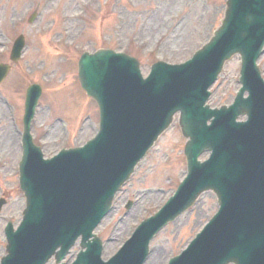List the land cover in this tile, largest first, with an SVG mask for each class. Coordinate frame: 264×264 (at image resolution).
Masks as SVG:
<instances>
[{
  "label": "water",
  "instance_id": "95a60500",
  "mask_svg": "<svg viewBox=\"0 0 264 264\" xmlns=\"http://www.w3.org/2000/svg\"><path fill=\"white\" fill-rule=\"evenodd\" d=\"M263 45L264 0H229L222 29L185 66L156 65L144 81L137 63L128 57L100 52L84 58L83 86L101 106L103 133L86 149L51 165L40 159L23 163L28 210L19 232L9 235L4 264H45L58 247L60 262L80 236L88 251L76 264H103L98 241L94 240L96 248L89 241L92 231L177 112L191 139L189 177L154 223L144 228L146 233L136 235L109 264H143L149 240L209 189L218 194L220 213L190 250L171 264H255L258 253L264 261V87L255 70ZM235 53L244 59L245 88L230 110L210 111L205 108L208 89ZM117 89L122 91L119 95L107 96ZM246 90L251 97L245 101ZM245 114L249 123L236 124ZM205 150L213 154L200 165L197 158ZM117 158L120 167H115ZM86 174L97 183L88 184Z\"/></svg>",
  "mask_w": 264,
  "mask_h": 264
},
{
  "label": "rangeland",
  "instance_id": "374dc122",
  "mask_svg": "<svg viewBox=\"0 0 264 264\" xmlns=\"http://www.w3.org/2000/svg\"><path fill=\"white\" fill-rule=\"evenodd\" d=\"M226 0H0V58L24 34L22 61L0 87V198L8 203L0 216V259L5 253L4 228L18 225L25 207L19 189L20 128L25 93L33 83L43 85L36 141L47 157L64 147L83 145L99 123L97 105L80 87L78 61L83 52L100 48L137 57L146 75L153 63H182L190 59L220 25ZM34 24L29 19L35 11ZM7 47V48H6ZM4 53L3 57L2 54ZM240 59H233L213 88L212 107L230 105L239 89ZM264 73V57L260 61ZM16 123L19 125L16 126ZM183 137L177 119L138 166L115 202V209L98 233L110 258L136 226L158 211L186 173ZM206 156L203 158L205 159ZM133 202L130 211L126 210ZM213 193L203 195L190 212L164 230L152 243L147 264H168L216 213Z\"/></svg>",
  "mask_w": 264,
  "mask_h": 264
}]
</instances>
